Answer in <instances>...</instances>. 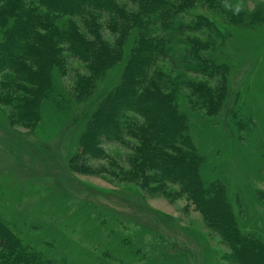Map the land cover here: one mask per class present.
Listing matches in <instances>:
<instances>
[{
  "label": "rangeland",
  "instance_id": "obj_1",
  "mask_svg": "<svg viewBox=\"0 0 264 264\" xmlns=\"http://www.w3.org/2000/svg\"><path fill=\"white\" fill-rule=\"evenodd\" d=\"M198 1L191 15L172 20L184 30L166 36L181 52L194 39L203 44L155 60L146 72L186 115L208 192L222 182L242 232L264 239V0ZM197 14L212 27H199ZM50 17L87 32L76 17ZM101 21L102 35L114 41L116 25ZM133 38L87 101L77 99L79 80L91 70L65 49L66 63L54 69L37 120L18 121L17 105L0 103V219L57 264H232L229 243L193 204L184 182L162 179L163 170L147 163L146 137L104 139L95 157L82 146L90 114L122 77ZM198 56L227 64L223 76L200 73ZM216 94L221 106L206 99ZM133 116L131 127L142 132L147 118Z\"/></svg>",
  "mask_w": 264,
  "mask_h": 264
},
{
  "label": "trees",
  "instance_id": "obj_2",
  "mask_svg": "<svg viewBox=\"0 0 264 264\" xmlns=\"http://www.w3.org/2000/svg\"><path fill=\"white\" fill-rule=\"evenodd\" d=\"M132 1L129 8L121 0H0L3 33L0 41V74L3 75V79L0 78V103L17 105L20 110L18 121L28 124L37 120L41 100L53 85L54 69L66 63L62 57L65 49L86 62L91 70L79 80L77 99L87 101L95 94L97 82L124 59L126 46L134 37L120 81L100 99L90 114L85 141H82L86 153L100 156V144L104 139L120 140L127 133L142 139L146 137L147 163L163 170L162 179L184 182L193 204L229 243L230 262L264 264V239L242 232L222 182L215 180L210 185L215 191L208 192L199 172L200 157L194 150L186 115L180 112L173 93H165L146 72L155 60L172 59V55L182 56L183 52L191 54L203 44L194 39L189 50L181 52L169 46L170 40L166 36L176 28L184 30L185 27L172 20L182 17V12L191 15L192 6L199 1L185 0L187 3L181 5L170 4L168 0ZM215 1L203 0V4ZM53 12L76 17L88 33L82 30L81 24H70V27L59 24V17H50ZM226 12L229 11L225 9ZM195 18L199 27H212H208V16L197 14ZM101 19L116 25L114 41L102 35ZM214 22L212 20L211 24ZM187 28H190L189 24ZM197 59L202 67L200 73L218 76L228 67L212 57L198 56ZM159 73L166 77L162 70ZM227 82L223 86L225 91ZM216 95L215 98L206 96V99L212 106H221L218 102L223 96ZM133 115L147 118L142 132L131 127ZM0 250V264H57L30 244H25L2 219Z\"/></svg>",
  "mask_w": 264,
  "mask_h": 264
}]
</instances>
